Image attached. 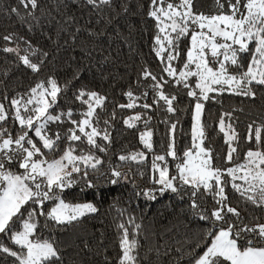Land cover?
<instances>
[{"label": "snow or ice", "instance_id": "snow-or-ice-1", "mask_svg": "<svg viewBox=\"0 0 264 264\" xmlns=\"http://www.w3.org/2000/svg\"><path fill=\"white\" fill-rule=\"evenodd\" d=\"M196 2L149 0L147 16L156 28L152 51L163 67L160 74L143 67L136 87L145 90L137 93L130 86L123 93L127 103L115 105L110 114L107 105L114 102L107 94L87 84H74L90 67L78 64L72 78L63 84L52 74L37 78L22 92L12 89L11 94L0 80V264H9V258L10 264H76L69 260L70 246L58 233L99 213L96 197L102 199L106 190L99 181L110 186L128 181L132 170L122 171L124 164L146 165L149 160L150 186L134 188L133 195L156 201L171 193L187 202L182 211L187 221V246L176 250L175 264H264V222L254 214L256 209L264 211V124L255 128V121L249 124L245 143L253 147L241 158L232 113L221 114L218 130L227 145L222 158L210 143L205 146L208 136L204 123L206 102L225 93L255 99V88L264 87V0H211L207 13L199 11ZM7 13L27 25L29 33L39 31L45 39H52V29L58 38L67 35L73 48L84 37L81 51L88 60L98 54L96 63L102 69L110 60L104 55L110 30L120 35L115 26L130 8L121 0H56L49 8L44 7V0H15ZM185 39V59L178 68L175 62L180 60V45ZM0 40L5 42L0 51L12 54L37 77L51 59L43 46L24 35L9 32ZM68 44L66 39L64 46ZM142 81L149 83L143 85ZM169 85L187 89V96L195 101L191 144L178 150L179 121L165 119L167 150L157 154L150 127L152 116L147 113L161 107V102L167 113L178 111L174 107L176 95L165 91ZM150 92L152 103H141ZM62 101L79 107H63ZM116 107L145 110L122 121L127 128L138 130L143 149L117 155L119 164L106 163L105 159L113 144ZM141 123L143 131L138 127ZM168 158L175 162V174ZM229 189L238 197L237 206L231 203ZM75 190H91L93 198L68 200ZM240 203L244 210L251 206L253 213L242 214ZM125 212L121 210L120 215ZM193 224L195 230L190 227ZM117 228L120 254L115 264H141L142 245L137 239L141 224L129 215ZM82 245L83 249L89 247L87 241ZM106 264H111L107 258Z\"/></svg>", "mask_w": 264, "mask_h": 264}, {"label": "trees", "instance_id": "trees-1", "mask_svg": "<svg viewBox=\"0 0 264 264\" xmlns=\"http://www.w3.org/2000/svg\"><path fill=\"white\" fill-rule=\"evenodd\" d=\"M55 2L56 0H44V7L49 8ZM121 2L128 4L130 13L122 16L115 26L120 33L119 36L111 33L110 30V38L105 44L106 50L104 52V55L110 56V60L101 69V66L96 63L99 60L98 54L95 59L88 60L81 51L80 44L84 37H81V40L77 41L75 48H73L70 38L64 34L58 38L55 29L49 32L52 37L51 40L43 38L39 31L29 33L27 25L23 24L14 14L10 16L7 13L9 6H15V0H0V36L9 32L24 35L31 39L33 44L43 46L51 57L39 77H37L29 69L20 65L12 54L0 51V80L4 82V86L9 90V93L11 94L12 89L22 92L37 78L43 79L52 74H55L59 82L63 84L65 80L72 78V73L76 71L78 64L82 68L90 67L91 70L83 72V79L74 81L75 86L80 87L82 84H87L89 88L107 94L109 100L114 102L107 105L108 114L113 111L115 105L127 103V97L123 93L130 86L137 93L144 91V87H136L137 77L141 69L147 66L152 72L160 74L163 67L152 51L153 36L156 32L155 22L147 16L149 0H121ZM200 5L201 0H197V9ZM210 8L206 12H209ZM73 11H76V9H73ZM66 39L69 40V44L64 46ZM57 41L60 47H57ZM4 45L5 42L0 40V48ZM8 46L15 45L9 44ZM187 46L188 40L185 39L180 45V60L175 62V66L178 68L185 59L184 49ZM73 57L76 58L75 62ZM246 63L247 58L245 59ZM148 83L149 81H142L143 85ZM165 91L176 95L177 99L174 107L178 111L175 114L167 113L164 110L163 102H161V107H154L147 113L152 116L150 127L154 131L153 143L157 154H163L167 150L169 136L168 124L163 123L165 119L169 122L179 121L176 130L178 150L182 151L191 144L192 112L195 101L187 96L188 90L183 87L169 85ZM255 91L257 93L255 99L225 93L218 96L216 101L205 103L204 123L208 136L205 146L210 143L215 153L222 158L227 153L224 135L218 130V121L223 113H232L231 122L240 137L239 150L241 158H243V153L248 148L253 147L252 144L245 143L248 126L254 121V128L264 124V87L257 86ZM71 96L72 92L70 91L67 97L71 98ZM140 102L151 104V92L146 101ZM61 103L63 107H79L75 102L64 104L62 101ZM115 111L116 118L112 121L111 128L113 144L109 156L105 159L106 163L110 160L113 164H119L120 162L116 160L117 155L143 149L139 141L138 130L127 128L122 121L130 115L143 113L145 110L142 108L121 110L116 107ZM104 118L107 119L108 115L105 114ZM138 127L140 131L144 130L142 123ZM262 135H264V132H262ZM168 159L172 172L175 174V162L171 158ZM220 163L223 165V159ZM129 168L132 171L128 181H121L120 184L115 186L106 185L103 180L99 181L106 189L102 199L98 195L96 197L100 208L99 213L85 218L81 224L68 226L66 230L58 233L63 243L70 246L68 249L70 261L74 259L76 264H106L107 258L111 264H115V260L120 254L117 224L126 222L129 215L135 218L136 223L141 224L137 236L142 245L139 249L141 264H175V260L179 255L176 250L187 246L185 241L187 231L185 224L187 221L182 215V211L187 207V202L181 201L171 193L158 197L156 201L146 200L143 196L135 197L133 195L134 188L150 186L148 183L150 160L146 165L124 164L121 170L128 171ZM138 171L143 172L144 175H139ZM228 191L232 205L237 206L238 197L230 189ZM92 198L91 190L83 192L75 190L67 197L68 200L74 202L91 200ZM239 207L242 210L245 209L243 203H240ZM123 209H126V212L121 216L120 211ZM250 213H253L251 206L242 211V214L245 215ZM254 214L260 216L262 218L261 222H264V211L256 209ZM190 227L193 230L196 228L194 224ZM131 232L132 228L130 226ZM83 241H87L88 249H83ZM73 242L81 247H75ZM77 252L79 255H77ZM10 261L11 258H9V264Z\"/></svg>", "mask_w": 264, "mask_h": 264}, {"label": "rangeland", "instance_id": "rangeland-1", "mask_svg": "<svg viewBox=\"0 0 264 264\" xmlns=\"http://www.w3.org/2000/svg\"><path fill=\"white\" fill-rule=\"evenodd\" d=\"M211 7V0H201V5L199 6V11L206 12ZM207 13V12H206Z\"/></svg>", "mask_w": 264, "mask_h": 264}]
</instances>
